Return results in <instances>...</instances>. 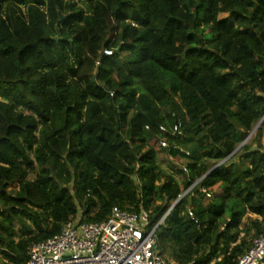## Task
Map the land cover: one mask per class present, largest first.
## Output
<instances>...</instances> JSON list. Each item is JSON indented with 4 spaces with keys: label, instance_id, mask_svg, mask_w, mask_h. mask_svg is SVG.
<instances>
[{
    "label": "trees",
    "instance_id": "obj_1",
    "mask_svg": "<svg viewBox=\"0 0 264 264\" xmlns=\"http://www.w3.org/2000/svg\"><path fill=\"white\" fill-rule=\"evenodd\" d=\"M263 114L264 0H0V264L79 213L152 227L198 179L157 247L237 264L264 233V119L235 149Z\"/></svg>",
    "mask_w": 264,
    "mask_h": 264
},
{
    "label": "built area",
    "instance_id": "obj_2",
    "mask_svg": "<svg viewBox=\"0 0 264 264\" xmlns=\"http://www.w3.org/2000/svg\"><path fill=\"white\" fill-rule=\"evenodd\" d=\"M104 54L111 55L112 50L105 49ZM159 129L166 130L163 125ZM172 133H181L179 123L173 125ZM159 142L163 147L167 145L163 139ZM179 150L189 155L186 149ZM199 192L207 198L212 196L205 187H200ZM187 214L195 220L193 210L188 209ZM166 215L149 227V213L144 209L136 212L114 206L108 218L99 222L82 221L79 213L64 223L57 234L31 244L25 264H177L168 262L157 247L155 230ZM183 264L195 263L192 260ZM237 264H264V233L253 238Z\"/></svg>",
    "mask_w": 264,
    "mask_h": 264
},
{
    "label": "water",
    "instance_id": "obj_3",
    "mask_svg": "<svg viewBox=\"0 0 264 264\" xmlns=\"http://www.w3.org/2000/svg\"><path fill=\"white\" fill-rule=\"evenodd\" d=\"M264 119V114L262 116V118L260 119V121L256 124V126L253 128V130L248 134V136L239 144V146L235 149V151L240 148L247 140L248 137H250L258 128V126L260 125V123L263 121ZM228 157L224 158L220 163H218L216 166H218L219 164H221L222 162H224ZM187 193V190H185L181 195H179V197L176 199V201L171 205V207L164 213V214H168L169 210L176 204L178 203L181 198Z\"/></svg>",
    "mask_w": 264,
    "mask_h": 264
},
{
    "label": "rangeland",
    "instance_id": "obj_4",
    "mask_svg": "<svg viewBox=\"0 0 264 264\" xmlns=\"http://www.w3.org/2000/svg\"><path fill=\"white\" fill-rule=\"evenodd\" d=\"M253 135V134H252ZM252 135L250 136V137H248L247 138V140H246V142L247 143H250V141H251V137H252ZM245 142V143H246ZM261 142H262V144L264 145V136H262V138H261ZM213 192V194H215V193H219L220 191L218 190H213L212 191ZM197 203H198V201H197ZM229 216V212H228V210L226 211V213H225V215L222 217V221H224L227 217ZM247 217H256L255 215H252V214H250L249 216H247ZM247 217H244V219H243V223H247L248 222V218ZM249 239V238H248ZM166 259V258H165ZM167 260V259H166ZM168 261V260H167ZM169 262V261H168Z\"/></svg>",
    "mask_w": 264,
    "mask_h": 264
}]
</instances>
